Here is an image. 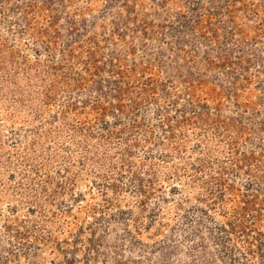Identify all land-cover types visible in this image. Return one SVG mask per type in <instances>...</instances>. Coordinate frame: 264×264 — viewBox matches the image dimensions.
<instances>
[{
    "label": "rangeland",
    "instance_id": "obj_1",
    "mask_svg": "<svg viewBox=\"0 0 264 264\" xmlns=\"http://www.w3.org/2000/svg\"><path fill=\"white\" fill-rule=\"evenodd\" d=\"M0 264H264V0H0Z\"/></svg>",
    "mask_w": 264,
    "mask_h": 264
}]
</instances>
